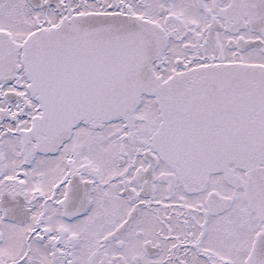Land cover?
I'll use <instances>...</instances> for the list:
<instances>
[{"label": "snow or ice", "instance_id": "obj_1", "mask_svg": "<svg viewBox=\"0 0 264 264\" xmlns=\"http://www.w3.org/2000/svg\"><path fill=\"white\" fill-rule=\"evenodd\" d=\"M0 264H264V0H0Z\"/></svg>", "mask_w": 264, "mask_h": 264}]
</instances>
